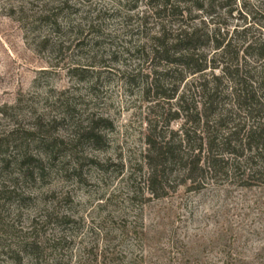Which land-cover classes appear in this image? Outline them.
<instances>
[{
  "label": "rangeland",
  "instance_id": "374dc122",
  "mask_svg": "<svg viewBox=\"0 0 264 264\" xmlns=\"http://www.w3.org/2000/svg\"><path fill=\"white\" fill-rule=\"evenodd\" d=\"M177 1L0 0V264H264L260 159L200 162L193 183L178 163L150 191L147 137L196 127L212 72L165 75L151 38L264 37V0Z\"/></svg>",
  "mask_w": 264,
  "mask_h": 264
},
{
  "label": "trees",
  "instance_id": "16d2710c",
  "mask_svg": "<svg viewBox=\"0 0 264 264\" xmlns=\"http://www.w3.org/2000/svg\"><path fill=\"white\" fill-rule=\"evenodd\" d=\"M234 1L191 0L190 5L210 15L216 6L230 12ZM168 2L159 8L165 10ZM177 9L178 5H171L170 14H178ZM236 35L237 32L235 35L229 36L228 32L222 35L219 31L208 35L197 27L183 25L173 36L161 29L151 38L153 56L169 68L165 75L177 71L179 74H202L207 64L212 70L210 80L199 81L196 85L200 94V109L197 105L194 107L196 127L187 126L186 120L178 131L169 132L167 137L152 135L146 139L147 181L151 193L153 189L163 188L165 172L178 163L183 164L186 170L184 182L192 183L193 174L202 170L200 162L207 169H215L225 156L233 160L242 157L260 159L264 167V37L258 40L244 38L236 48ZM208 47L214 51L209 59L199 52ZM216 70L218 73L214 74ZM224 82L226 89L222 90ZM154 88L161 89L159 85H154ZM173 95L168 98H174ZM179 100H183L182 94ZM189 109L188 106H180L171 118L178 119L182 116L180 112L187 114ZM197 130L202 135H196ZM88 134L94 142L99 138L93 132ZM195 138L196 145H191Z\"/></svg>",
  "mask_w": 264,
  "mask_h": 264
}]
</instances>
